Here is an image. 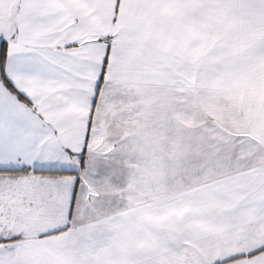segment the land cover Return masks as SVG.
I'll list each match as a JSON object with an SVG mask.
<instances>
[{
    "label": "snow or ice",
    "instance_id": "1",
    "mask_svg": "<svg viewBox=\"0 0 264 264\" xmlns=\"http://www.w3.org/2000/svg\"><path fill=\"white\" fill-rule=\"evenodd\" d=\"M0 264H264V0H0Z\"/></svg>",
    "mask_w": 264,
    "mask_h": 264
}]
</instances>
